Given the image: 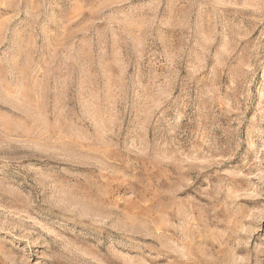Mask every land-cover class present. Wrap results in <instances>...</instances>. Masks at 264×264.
I'll return each mask as SVG.
<instances>
[{"label": "rangeland", "instance_id": "obj_1", "mask_svg": "<svg viewBox=\"0 0 264 264\" xmlns=\"http://www.w3.org/2000/svg\"><path fill=\"white\" fill-rule=\"evenodd\" d=\"M0 264H264V0H0Z\"/></svg>", "mask_w": 264, "mask_h": 264}]
</instances>
